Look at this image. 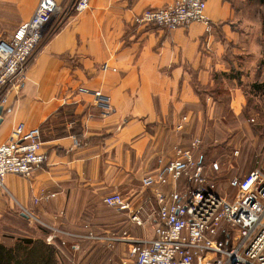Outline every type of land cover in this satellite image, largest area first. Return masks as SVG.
<instances>
[{
	"label": "crops",
	"instance_id": "0c3cea01",
	"mask_svg": "<svg viewBox=\"0 0 264 264\" xmlns=\"http://www.w3.org/2000/svg\"><path fill=\"white\" fill-rule=\"evenodd\" d=\"M172 1L88 0L40 42L24 83L0 91V144L19 123L38 128L44 159L29 178L3 177L1 244L21 236L6 232L18 219L59 231L55 225L79 220L78 209L105 207L106 194L120 193L134 204L147 196L140 179L157 159H173V146L183 142L199 97L206 111L214 105L204 91L213 77L229 81L228 108L234 115L240 111L242 88L235 81L261 78L258 0H207V32L198 22L173 31L132 24L144 9ZM36 3L0 0V39H8ZM79 88L106 97V114ZM40 193L55 196L34 204Z\"/></svg>",
	"mask_w": 264,
	"mask_h": 264
},
{
	"label": "built area",
	"instance_id": "2783aa9c",
	"mask_svg": "<svg viewBox=\"0 0 264 264\" xmlns=\"http://www.w3.org/2000/svg\"><path fill=\"white\" fill-rule=\"evenodd\" d=\"M87 2L69 0V8L75 13L81 12ZM206 2L173 0L161 7L146 8L132 18V24L173 31L198 22L205 25L207 32ZM63 7L57 0H37L29 18L19 24L8 39H0V91L18 89L24 83L34 51L45 37L60 27L48 32L57 27ZM100 69L104 71L107 66L103 64ZM78 92L93 97L101 115L106 114V97L83 88ZM3 102L2 96L0 103ZM180 128L181 125L177 127ZM199 142L193 138L186 147L174 146L170 161L157 159L153 171L140 179V188L149 194L139 202L131 203L117 192L101 198L105 207L124 213L130 225L142 228L150 224V238L132 237L125 231L120 237L66 232L61 235L75 240H100L108 246L115 241L122 242L127 245V258L119 264H264V176L253 170L241 179H230L228 185L237 195L226 200L215 192L201 162L196 159ZM40 145L38 128L25 129L19 123L10 130L6 141L0 144V186L8 174L30 177L44 160ZM217 168L216 163L211 164L212 170ZM166 187L168 192L164 191ZM54 196L40 193L32 201L35 204ZM78 249L75 243L69 251L76 254ZM65 264L80 263L68 258Z\"/></svg>",
	"mask_w": 264,
	"mask_h": 264
},
{
	"label": "rangeland",
	"instance_id": "374dc122",
	"mask_svg": "<svg viewBox=\"0 0 264 264\" xmlns=\"http://www.w3.org/2000/svg\"><path fill=\"white\" fill-rule=\"evenodd\" d=\"M57 2H60L61 7H64L58 15L57 27L49 29V33L65 23L69 17L75 15L73 9L69 8V0H57ZM260 12L261 14L264 12L262 6ZM262 56L261 46L259 67L261 78L258 83L264 79ZM247 79L241 82L235 81L242 88L243 105L240 111L234 115L228 108L229 90L227 87L229 81L217 76L213 77L212 86L207 87L204 91L210 98L209 102L214 105L211 110L206 111V101L204 102L202 96L199 97L192 124L184 132L183 142L176 145L186 147L191 139H199L196 159L201 162L206 178L213 183L215 192L228 201L237 195V191L228 185L230 179H241L253 170H258L264 176V96L261 89H252L251 87L253 81L257 83V79L252 75ZM212 163L217 164L216 171L211 169ZM181 185H177V187ZM78 211L79 220L75 218L65 227H61L59 224L55 225L59 229L55 234L45 224H38L35 221L28 224L23 219H18L13 231L6 232L33 240H43L46 244L49 240L48 244L56 249L60 264H65L68 258L80 264H119L120 261L127 258V245L122 242L115 241L112 246H108L107 242L95 239L75 240L62 236L61 232L81 236L90 233L98 237V235H104L102 232L108 231L110 234L108 233L109 235L106 237H120L121 233L125 231L132 237L150 238L152 236L150 224H146L142 228H134L124 213L119 214L102 205L83 210L78 209ZM52 235L55 236L50 239ZM75 243L79 246L76 254L69 251L71 245Z\"/></svg>",
	"mask_w": 264,
	"mask_h": 264
},
{
	"label": "trees",
	"instance_id": "16d2710c",
	"mask_svg": "<svg viewBox=\"0 0 264 264\" xmlns=\"http://www.w3.org/2000/svg\"><path fill=\"white\" fill-rule=\"evenodd\" d=\"M258 2L264 8V0H258ZM260 18L262 59L264 62V12ZM234 78L237 76L235 75ZM251 87L252 89H261L264 96V79L260 83L251 85ZM58 261L55 247L46 244L43 240L19 236L14 239L11 245L0 243V264H60Z\"/></svg>",
	"mask_w": 264,
	"mask_h": 264
},
{
	"label": "water",
	"instance_id": "95a60500",
	"mask_svg": "<svg viewBox=\"0 0 264 264\" xmlns=\"http://www.w3.org/2000/svg\"><path fill=\"white\" fill-rule=\"evenodd\" d=\"M21 216L26 218V216L24 214H21Z\"/></svg>",
	"mask_w": 264,
	"mask_h": 264
}]
</instances>
